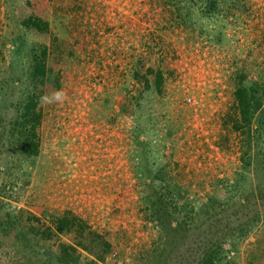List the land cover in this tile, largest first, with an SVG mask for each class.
Here are the masks:
<instances>
[{
	"label": "rangeland",
	"instance_id": "rangeland-1",
	"mask_svg": "<svg viewBox=\"0 0 264 264\" xmlns=\"http://www.w3.org/2000/svg\"><path fill=\"white\" fill-rule=\"evenodd\" d=\"M204 1L192 14L207 29ZM246 1L215 43L199 22L178 27L167 0H0V264H210L213 249V264H264V111L247 150L231 81L241 64L264 77V0ZM32 48L46 50L44 75ZM31 94L34 128L21 117ZM164 187L170 207L153 213L145 195ZM66 212L110 250L57 232Z\"/></svg>",
	"mask_w": 264,
	"mask_h": 264
},
{
	"label": "trees",
	"instance_id": "trees-1",
	"mask_svg": "<svg viewBox=\"0 0 264 264\" xmlns=\"http://www.w3.org/2000/svg\"><path fill=\"white\" fill-rule=\"evenodd\" d=\"M27 1V0H26ZM172 4L174 7L173 10L175 11V16H177L176 24L177 26L186 27L187 29H191L189 26H194L196 22H199L196 19H194V14L192 11V5L197 3V0H190L188 2H191L190 5L183 4V0H176L179 2V4H174L173 0H167ZM227 2L225 5H220L221 2ZM223 6V7H221ZM245 7L248 8V3L246 0H205L203 2V6H200V13H198L199 18H202L203 16L207 17L209 21L214 22L212 24V27H207V29H203V25L199 22V25L202 29L199 31V35H204V37L210 41L217 43L219 39L225 38V28L226 24L225 20H229V22L232 19L233 12L232 9L236 8L238 10H245ZM232 15V16H231ZM236 18H239V14H236ZM215 19H220L219 22ZM201 20V19H200ZM22 23L24 25H28V27H34L37 29H42L39 18L37 16H33L31 14H28L25 18H22ZM217 22V23H216ZM224 22V23H223ZM204 30V31H203ZM213 33L215 35L214 38L208 37L209 34ZM203 33V34H202ZM212 35V36H213ZM205 39V40H206ZM46 55V50L44 48H41L39 51H37L36 48H32V63H33V70L32 75L35 77L38 74L44 75L45 74V64L44 59ZM243 61H246V59H242ZM239 70H235L233 74L231 75V81L233 83V89L232 94L235 99V109L237 106V109L239 111V114L242 118V124L245 125L242 129V133L245 138V143H247V150H249V144H250V138H249V131L247 129L248 124L250 122V114L255 112L256 110H261V112L264 111V77L260 75L259 68L255 66H250L249 64H241ZM256 76V79H252V75ZM134 75L137 76V73L134 72ZM160 73L154 74L152 77L153 79V85H151L148 80L146 81V87L149 89H152L155 93L158 91L159 85L163 82L160 78ZM229 82V81H228ZM39 94H31L29 95V99L27 103L24 106V111L22 112L21 117L23 118L24 122H27L30 127L34 128L39 123V113L36 110V106L38 103ZM35 98V99H34ZM237 103V104H236ZM236 109V111H237ZM262 121L258 120L256 122V125H254V128H258ZM234 128H239L240 126L237 124L233 125ZM246 127V128H245ZM246 129V130H245ZM28 143H30L31 139H27ZM142 139H139V141ZM138 141V140H136ZM247 150H245V153L247 154ZM248 160V158H247ZM245 162V161H244ZM246 164H248V161H246ZM141 174L142 167L138 169ZM163 170L161 169L158 173H154V178L149 177L148 180H140L138 179L137 186L142 191H147V186L150 185V180H155L157 178H160V174ZM153 178V179H152ZM151 187V186H150ZM163 189V188H162ZM165 192L162 193L159 190L155 191L153 194L145 195L147 196L145 198V201L147 202L149 210L154 212H161L160 208H168L170 207L169 203L164 200L165 196H168L167 194L170 193L169 187H164ZM174 190L176 188L174 187ZM154 196V197H153ZM173 208L176 209V207L173 205ZM82 221L78 219L76 216L70 213H65L64 215L56 218L55 223V230L57 232H73V240L74 242L80 246L82 249L86 250L93 256L97 258H101V256L105 253H107L110 250V243L103 239L100 235L94 234V235H87L84 236L82 233V227H80V223ZM50 231V229H47ZM214 248V247H210ZM218 250L213 249V251H203L202 254V261L204 260L205 263L213 264L215 254H217Z\"/></svg>",
	"mask_w": 264,
	"mask_h": 264
},
{
	"label": "clouds",
	"instance_id": "clouds-1",
	"mask_svg": "<svg viewBox=\"0 0 264 264\" xmlns=\"http://www.w3.org/2000/svg\"><path fill=\"white\" fill-rule=\"evenodd\" d=\"M62 95H63L62 92H60V91H56V92L52 93L51 96H44V97H41V100H42V101H46V100H49L50 98H53V99H55L56 101H60L61 98H62Z\"/></svg>",
	"mask_w": 264,
	"mask_h": 264
},
{
	"label": "built area",
	"instance_id": "built-area-1",
	"mask_svg": "<svg viewBox=\"0 0 264 264\" xmlns=\"http://www.w3.org/2000/svg\"><path fill=\"white\" fill-rule=\"evenodd\" d=\"M251 78H252V79H256V76L253 74V75L251 76ZM186 102L189 103V104H195V100H194L193 98H191V97H187V98H186Z\"/></svg>",
	"mask_w": 264,
	"mask_h": 264
}]
</instances>
